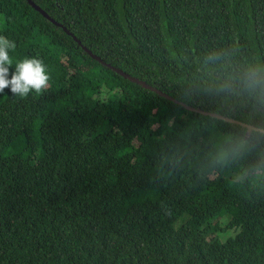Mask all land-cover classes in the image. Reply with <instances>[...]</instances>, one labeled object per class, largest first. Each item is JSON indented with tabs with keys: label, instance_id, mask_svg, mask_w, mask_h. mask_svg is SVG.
<instances>
[{
	"label": "trees",
	"instance_id": "obj_1",
	"mask_svg": "<svg viewBox=\"0 0 264 264\" xmlns=\"http://www.w3.org/2000/svg\"><path fill=\"white\" fill-rule=\"evenodd\" d=\"M0 36L50 76L0 93V264H257L264 0H0Z\"/></svg>",
	"mask_w": 264,
	"mask_h": 264
},
{
	"label": "clouds",
	"instance_id": "obj_2",
	"mask_svg": "<svg viewBox=\"0 0 264 264\" xmlns=\"http://www.w3.org/2000/svg\"><path fill=\"white\" fill-rule=\"evenodd\" d=\"M16 43L0 36V93L10 88L14 96L27 97L30 92L41 93L49 86L50 76L42 60L37 58L24 59L15 64V73L9 79L10 67L13 61L9 50H14ZM231 85H228L230 87ZM239 86L242 90L264 97V67L247 68L240 76ZM264 137V126L250 127L248 136L233 142L232 154L238 155L246 150L252 140Z\"/></svg>",
	"mask_w": 264,
	"mask_h": 264
},
{
	"label": "rangeland",
	"instance_id": "obj_3",
	"mask_svg": "<svg viewBox=\"0 0 264 264\" xmlns=\"http://www.w3.org/2000/svg\"><path fill=\"white\" fill-rule=\"evenodd\" d=\"M235 230L231 229V230H227L226 232L222 233V237L225 238L229 235H233L235 234ZM264 263V253L262 254V256L258 259L257 264H263ZM206 264H212V262L206 263Z\"/></svg>",
	"mask_w": 264,
	"mask_h": 264
},
{
	"label": "water",
	"instance_id": "obj_4",
	"mask_svg": "<svg viewBox=\"0 0 264 264\" xmlns=\"http://www.w3.org/2000/svg\"><path fill=\"white\" fill-rule=\"evenodd\" d=\"M31 3H33L32 1H30ZM39 10H41L40 8H38ZM41 12L46 16V17H48L49 19H51L52 21H54L52 18H50L49 16H48V14L45 12V11H43V10H41ZM54 23H57L56 21H54ZM76 39V38H75ZM77 40V39H76ZM78 41V40H77ZM90 53V52H89ZM96 58H98V56H95ZM99 59V58H98ZM119 73H122L123 75H125L126 77H130V78H132L131 76H129L128 74H125V73H123L121 70H119V69H116ZM132 79H134V78H132ZM134 80H136V81H138L137 79H134ZM186 107H188V108H191V109H193L192 107H190V106H186ZM199 111H201V110H199ZM226 119H229V118H226ZM251 127V126H250Z\"/></svg>",
	"mask_w": 264,
	"mask_h": 264
}]
</instances>
